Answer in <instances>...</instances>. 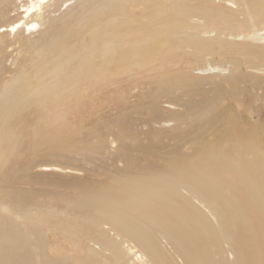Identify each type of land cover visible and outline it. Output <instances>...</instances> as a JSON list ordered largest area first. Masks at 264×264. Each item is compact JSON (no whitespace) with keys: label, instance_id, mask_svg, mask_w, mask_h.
<instances>
[{"label":"rangeland","instance_id":"obj_1","mask_svg":"<svg viewBox=\"0 0 264 264\" xmlns=\"http://www.w3.org/2000/svg\"><path fill=\"white\" fill-rule=\"evenodd\" d=\"M172 1L181 2L70 0L57 9H43L36 33H0V212L7 208L16 215L43 218L35 232L29 220L21 226L31 239L47 238L48 257L81 251L59 227L90 233L104 223L79 211L76 201L96 202L103 194L119 197L132 182L180 173L231 179L228 166L235 153L230 121L246 131L241 141L243 147H255V160L264 157V59L257 56L262 51L249 47V40L236 45L241 44L237 30L230 31L232 44L218 49L217 56L212 53L216 43L201 53L180 36L171 49L158 47L152 58L140 63L130 59V71H113L118 48L122 42L137 44L135 30L145 18L151 20L147 13L160 16L159 32L171 40L163 26ZM198 1L223 9L221 2ZM236 3V10H225L227 19L233 29H246L240 23L242 2ZM117 5L126 20L118 16L116 28L105 31ZM20 11L19 4L0 2V32L20 18ZM203 22L225 28L209 19ZM121 34L124 41H116ZM38 60L43 67L15 85L22 77L20 67L30 68ZM208 67L218 71H199ZM255 160L248 157L247 163ZM171 203L190 212L176 199ZM160 259L159 264H173L165 254Z\"/></svg>","mask_w":264,"mask_h":264},{"label":"bare ground","instance_id":"obj_2","mask_svg":"<svg viewBox=\"0 0 264 264\" xmlns=\"http://www.w3.org/2000/svg\"><path fill=\"white\" fill-rule=\"evenodd\" d=\"M213 1L214 4L223 3V9L208 7L198 0L197 4L196 1L194 4L188 3V0H181L179 4L172 1L168 5L169 18L163 26L171 40H167L159 32L162 26L158 22L160 16L152 11L151 14L147 13L151 20L146 22L145 18L142 24L138 23L141 28L137 26L138 29L135 30L139 38L136 39L140 42L137 41L133 47L122 42L123 46L118 48L116 56L113 55L116 61L113 60V71L128 70L130 59L140 63L152 58L156 54L155 50L162 44L171 49L180 36L188 41V46L193 44V51L201 53L208 50L212 43H216L218 47L212 53L217 56L218 49L230 47L232 44L228 37L232 36L230 31L234 30H237L235 37L241 41V44L236 45L245 44L244 41L249 40V47L262 51L257 56L264 59V0H255L257 4L248 3L249 1L247 4V0H240V15H243L240 23L246 29L240 27L239 30L233 29L225 11L236 10L238 0ZM0 2L19 4L20 18L8 26H2L3 30L0 32L15 37L22 32H26V35L36 33L39 28L38 21L44 19L43 9H57L70 0ZM191 12L193 14L187 18ZM118 16L125 22V12L121 11L119 5L111 8V19L106 23L105 31L116 28L115 19ZM193 17L222 23L225 28L219 30L216 25L207 23L210 25L207 26L203 21L195 22ZM93 23L97 24L96 28L98 20L94 18ZM247 31L248 33H243ZM123 39L124 34L116 36V41H124ZM109 42L106 39L104 44ZM30 64V68L20 67L22 77L14 81L15 85H18V81L25 82V76L32 75V72L44 65L40 60ZM59 68L55 67L56 70ZM199 71L215 73L218 69L208 67ZM59 73L62 74L58 71L59 76ZM229 124L232 126L229 137L233 139L231 152L235 153V157L231 159L232 164L228 166L232 171L229 172L232 173L231 179H226L221 174L207 178L203 174L180 173L172 178L165 176L132 182L128 185L130 190L126 189L119 197L103 194L98 196L96 202L76 201L73 206L79 211L91 212L104 223L97 229L95 226L90 233L74 230L69 225L65 228L58 226L65 233L63 235L75 243L74 247L81 249L80 252H72L66 257L58 254L48 257L45 254L47 238L34 235V239H31L24 232L21 224L26 220L30 221L29 227L35 232L34 228L37 224H42L43 218H28L3 208L0 212V264H159L160 256L164 254L173 264H264V157L255 160V147L249 144L243 147V140L241 141L246 131L238 129L233 121ZM261 147L262 145L259 148ZM248 157L255 160V163L249 164L251 161H248ZM172 199L180 201L190 212L186 213L174 207Z\"/></svg>","mask_w":264,"mask_h":264}]
</instances>
